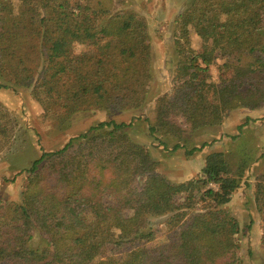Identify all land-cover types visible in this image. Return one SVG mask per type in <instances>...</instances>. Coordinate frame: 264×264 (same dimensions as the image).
<instances>
[{"label":"trees","instance_id":"obj_1","mask_svg":"<svg viewBox=\"0 0 264 264\" xmlns=\"http://www.w3.org/2000/svg\"><path fill=\"white\" fill-rule=\"evenodd\" d=\"M121 4L0 0V89H31L57 123L91 110L141 108L150 80L147 25ZM174 26L176 85L157 99L151 134L215 127L229 111L264 105V0H190ZM190 31L201 41L199 52ZM218 59L231 75L214 83L207 72ZM131 125L100 122L21 171V202L0 205V264H241L242 229L222 207L242 173L213 153L197 184H172L153 173L149 152L127 134ZM18 126L0 105V156L11 151ZM254 203L264 246V173ZM161 216L167 233L147 246L155 237L149 219ZM250 228L251 221L243 232Z\"/></svg>","mask_w":264,"mask_h":264},{"label":"rangeland","instance_id":"obj_2","mask_svg":"<svg viewBox=\"0 0 264 264\" xmlns=\"http://www.w3.org/2000/svg\"><path fill=\"white\" fill-rule=\"evenodd\" d=\"M120 1L121 9L137 14L147 25L151 57L145 103L139 109L122 112L98 110L81 112L63 123H57L44 116L41 105L31 95V89H0V105L16 118L19 125L11 151L0 156V205L21 202L27 178V173L21 171L28 168L43 153L59 150L71 138L85 133L91 126L100 122L114 121L125 124L132 122L131 127L127 129L129 138L147 149L156 163L153 173L172 184L188 181L197 184L199 179L204 178L202 169L206 157L213 153L223 154L231 169L236 173H242L238 188L233 192L230 202L222 209L235 218L242 229L237 236L240 263L263 264L262 216L256 210L254 193L256 179L264 173V105L253 111L248 109L229 111L215 127L178 133V136L163 135L159 131L151 134L149 127L155 123L157 99L170 94L176 85L174 21L190 4V0ZM100 39L98 36L97 40ZM189 39L192 49L199 52L201 41L193 31L189 32ZM75 51L79 53L87 49L76 46ZM221 65L220 59L210 65L207 75L211 82L219 83L221 79L231 75L223 74L220 70ZM241 125L244 126L239 131L238 127ZM175 145L179 146L177 150L173 149ZM194 148L199 150L188 154ZM140 185L141 178L137 182V187ZM205 188L217 190V185L209 184ZM181 202L180 198L179 203ZM201 205L202 203L197 201L194 209H200ZM250 221V230L243 232V228L245 229ZM149 228L155 237L147 246H153L167 233V216L150 218ZM34 240L38 245L36 236ZM127 250L125 247L117 251L116 255L120 256Z\"/></svg>","mask_w":264,"mask_h":264}]
</instances>
